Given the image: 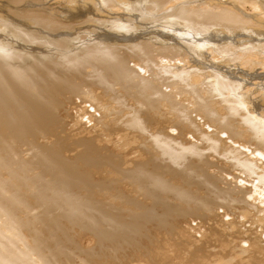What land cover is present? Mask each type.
Returning a JSON list of instances; mask_svg holds the SVG:
<instances>
[{"label":"rangeland","instance_id":"rangeland-1","mask_svg":"<svg viewBox=\"0 0 264 264\" xmlns=\"http://www.w3.org/2000/svg\"><path fill=\"white\" fill-rule=\"evenodd\" d=\"M22 1L0 18V62L32 83H43L52 74L68 75L59 62L93 44L111 45L119 54L148 44L152 52L125 60L133 79L144 86L143 99H118L123 94L119 85L110 93L92 89L93 101L65 93L59 101L67 102L46 119L50 139L44 140L46 130L32 136L33 147L69 148L61 157L74 166L79 179L73 183L34 175L37 184L57 193L63 205L59 230H50L57 243L40 252L66 250L68 258L57 259V264H210L231 257L232 263L243 264L249 253L264 261V60L249 65L251 52L226 56L201 46L209 37L219 38L221 32L231 36L237 29L226 25L220 31L195 21L185 14L191 5L179 12L184 11L180 2L168 11V4L157 6L161 0H125L117 6L104 0H70L68 17L81 20L77 25L69 21L60 44L61 39L44 33L23 36L24 26L15 22L23 16L18 10L26 6ZM0 2L13 6L10 0ZM108 9H117L120 15L106 17ZM120 37L133 42L109 41ZM162 48L170 53H157ZM86 53L91 49L81 54L84 59L89 58ZM259 56L264 59V53ZM36 61L49 69L33 67ZM80 68L81 76L91 70L87 64ZM191 70L196 72L186 76ZM192 76H199V82H190ZM127 90L135 91L132 85ZM5 114L1 129L7 133L17 117L14 111ZM132 120L141 128L130 129ZM8 133L6 157L13 163L30 160L33 138ZM80 153L91 168L97 161H89L97 153L109 159L107 170L103 175L91 173L90 167L77 161ZM167 156L176 160L169 162ZM110 167L117 168L119 175ZM1 175L6 181L7 176ZM156 177L167 187L155 186ZM18 191L32 206L30 193L36 185L26 183ZM17 216L25 222L24 214ZM4 219L0 216V240L29 264H40L26 232ZM253 235L257 242L251 240Z\"/></svg>","mask_w":264,"mask_h":264},{"label":"bare ground","instance_id":"bare-ground-1","mask_svg":"<svg viewBox=\"0 0 264 264\" xmlns=\"http://www.w3.org/2000/svg\"><path fill=\"white\" fill-rule=\"evenodd\" d=\"M36 1L26 0V6L18 9L23 12V16L19 18L20 22L16 20L15 22L17 25L25 27L22 29L25 32L21 33L28 38L41 37L44 33L53 40H60L68 31V24L74 21L72 18L68 17L69 14L66 12L68 9H66V4L69 3L70 0ZM10 2L13 5L12 7L0 2V18H6L5 14H7L8 10L10 11L23 3L22 0H10ZM179 2L183 6L181 10L184 9V11H179L181 14L187 10V5L192 6L193 9L191 8L186 11L185 14L195 21L204 22L206 25L219 29L220 31L222 27L226 25L237 29L231 36H227L225 33L221 32V35L217 36L219 38L209 37L208 41L203 42L201 45L203 48H211L212 51L225 54L226 56H229V54H238L241 51H246L247 53L251 52L249 58H247V64L249 65L257 64V62H262V60H264L262 56H259L264 53V0H187L185 2H183V0H161L157 2V6L168 4V6L170 5L169 7H171L168 11H172L180 5ZM104 3L110 6H117L124 4L125 0H104ZM202 4L204 8L199 7ZM214 8L216 9L213 10ZM107 12L108 13L105 15L106 17L120 15L117 9H108ZM78 20L81 19H77V22ZM74 22L73 23L77 25V22ZM32 28H37V30ZM113 37L112 39H116V37ZM103 39L106 40V38ZM112 39L109 41L117 43L126 41L127 44L133 42L129 40L130 38H121V40H118L119 38L117 40ZM59 43L63 44L64 40L61 39ZM25 47L26 46H24V48ZM27 48H31L32 52H37L35 47L27 46L26 49ZM88 48L91 49V53H86L89 58L84 59L81 54ZM132 48V50L127 49L123 54H119L111 45L93 44L86 47L78 56H70L59 62V67L63 68V70L65 69L68 75H53L52 71H50L49 74H52L51 77L49 79L45 78L46 80L43 81V83H34L35 81L32 83L30 80H25L19 76L18 72L7 70L0 62V177L2 176L1 174L7 176L6 181L0 178V216H5V224L13 226L17 231L26 232V236L30 239L32 248L37 252L36 262L40 264H57V259H67L68 254L66 250L63 249H55L48 254L40 252V249L44 246L53 245L55 242L57 243V238L50 233V230H59L58 215L62 214L63 205L60 200H57V193L49 190L47 188L48 186H39L37 184L34 175L39 177L48 174L51 176L52 180H66V182L71 181L73 183L78 182L79 179L76 177L77 172L74 166L64 162L61 157L62 152L69 153L71 151L69 148L61 150L56 148L54 151H51L48 148L42 149L36 146L33 147L36 140L32 136H34L37 131L44 132L46 130V136L44 137L46 139L44 140L50 139L49 128L46 126V119H49L52 115L51 113L62 106V103L67 102L64 101L61 103L59 101V98L64 99L63 96L65 93L71 97L81 95L82 98L93 101L92 89L102 88L106 93H110L113 90V86L119 85L123 90V94L121 96L117 95L118 99H127L129 101L140 97L143 99V96H145L144 86L141 81L138 80L136 82L134 80L135 75L126 69L125 60L127 58L137 59L148 57L152 52L148 44H138ZM157 53L165 54L170 52L162 48L160 52ZM232 57L238 58V55H233ZM78 59L85 60V63L79 62ZM93 63L95 66H93ZM82 64L89 65L91 69L85 76H81V73H79L82 69L80 68ZM247 64L246 66H248ZM74 65L80 66L73 67ZM38 66L44 70L50 67L46 63L36 61L33 67ZM191 72L196 71L191 70L186 76ZM76 78L80 80L79 84L73 83V80ZM189 80L196 84L199 82L200 77L192 76ZM129 85H132L135 89L133 93L127 90ZM97 93L98 91H96V95ZM113 96H115V94H113ZM22 107L24 109L20 111ZM14 108L20 112L15 111ZM13 111L16 113L17 121L14 122L10 128L8 127V131H10V133L15 132L22 137L29 135L33 138L31 141L33 156L26 162L13 163L6 157L10 149L7 144H5V139L9 133L1 129V126H4L2 123V115L6 113L5 115L8 116L9 112L11 116ZM128 127L130 129L136 127L141 128V125L132 120ZM131 141L133 140L131 139ZM94 154H96V152ZM76 158L77 161L81 162L84 166L90 167V164H88V161L81 153L77 154ZM167 160L173 162L176 159L167 156ZM92 161H97V163L93 165L92 168L90 167V172L99 175L104 172V170H107L106 167L109 166L110 162L109 159H104L103 156L98 155V153L95 159L89 162ZM110 169H113V171L118 174L117 168L110 167ZM35 170L38 172L33 174L31 178L26 176L27 173ZM132 171L128 174L132 173ZM154 182L155 186L158 187H167L168 185V183L163 182L160 177H156ZM26 183L32 187L36 185V191H31L30 193L34 197L32 206L25 202L24 198H26V195L18 191L19 187ZM183 194L185 195V193ZM20 212L25 215L26 220L24 223L18 220L17 214ZM81 220L82 219L78 217L76 221L79 222ZM217 231H221L220 228ZM221 235H223V232ZM253 236L251 240L257 242V238ZM245 252L244 254L241 253V255L243 254L242 257L246 255ZM255 254L256 253H249L243 264H262L264 261ZM241 255L239 258H242ZM231 260L232 257L230 259L223 258L222 260L220 259V261L211 260L212 262L210 264H236L232 263ZM238 262L240 263V261ZM0 264H29V262L18 253H15L14 247L8 242L0 240Z\"/></svg>","mask_w":264,"mask_h":264}]
</instances>
